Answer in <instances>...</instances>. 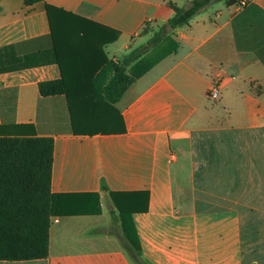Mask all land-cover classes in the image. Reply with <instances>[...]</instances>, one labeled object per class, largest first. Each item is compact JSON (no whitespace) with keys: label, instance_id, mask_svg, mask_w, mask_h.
<instances>
[{"label":"crops","instance_id":"1","mask_svg":"<svg viewBox=\"0 0 264 264\" xmlns=\"http://www.w3.org/2000/svg\"><path fill=\"white\" fill-rule=\"evenodd\" d=\"M190 2L0 0V136L52 138L56 206L98 194L102 209L53 217L47 258L0 264H138L112 194L139 192L145 264H264V0L214 3L168 33L171 5ZM47 5L117 34L103 52L129 75L177 47L116 103L124 132L111 114L74 128L68 96L41 94L63 76Z\"/></svg>","mask_w":264,"mask_h":264},{"label":"trees","instance_id":"2","mask_svg":"<svg viewBox=\"0 0 264 264\" xmlns=\"http://www.w3.org/2000/svg\"><path fill=\"white\" fill-rule=\"evenodd\" d=\"M42 1L25 0V3L31 6ZM220 1H226L228 5L238 2L191 0L189 8L172 4L174 16L169 24L174 29L188 26L197 15ZM46 10L56 59L63 76L57 81L41 83V94L68 96L74 128L77 117L98 120L105 114H111L117 117L120 131L124 132V120L116 103L136 79L177 47L169 48L158 60L137 62L129 75L125 68L109 61L103 52V46L115 41L117 34H110L102 26L62 9L47 5ZM163 31L164 28L152 42L160 41ZM53 160L52 138L0 136V261L47 258L51 219L55 216L101 214L98 194L80 201V204L69 201L59 208L56 206V196L51 190ZM77 196H70V200ZM112 200L122 221L130 255L136 263L145 264L133 215L148 211L149 193L112 194Z\"/></svg>","mask_w":264,"mask_h":264},{"label":"built area","instance_id":"3","mask_svg":"<svg viewBox=\"0 0 264 264\" xmlns=\"http://www.w3.org/2000/svg\"><path fill=\"white\" fill-rule=\"evenodd\" d=\"M242 4H246L245 1H242ZM208 96L213 99V100H217L219 99V96H220V90H219V86L214 84L211 86L210 90H209V93H208Z\"/></svg>","mask_w":264,"mask_h":264},{"label":"water","instance_id":"4","mask_svg":"<svg viewBox=\"0 0 264 264\" xmlns=\"http://www.w3.org/2000/svg\"><path fill=\"white\" fill-rule=\"evenodd\" d=\"M166 30H167L168 33L173 31V27L171 26V24H167Z\"/></svg>","mask_w":264,"mask_h":264},{"label":"rangeland","instance_id":"5","mask_svg":"<svg viewBox=\"0 0 264 264\" xmlns=\"http://www.w3.org/2000/svg\"><path fill=\"white\" fill-rule=\"evenodd\" d=\"M87 129L90 130L91 128L89 127ZM108 206L110 207V206H113V205L111 203H108Z\"/></svg>","mask_w":264,"mask_h":264}]
</instances>
